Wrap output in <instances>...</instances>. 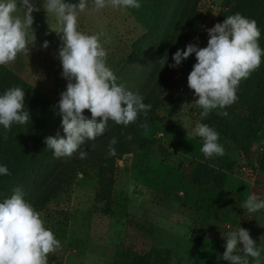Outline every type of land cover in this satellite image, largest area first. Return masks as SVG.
Listing matches in <instances>:
<instances>
[{
    "label": "rangeland",
    "instance_id": "obj_1",
    "mask_svg": "<svg viewBox=\"0 0 264 264\" xmlns=\"http://www.w3.org/2000/svg\"><path fill=\"white\" fill-rule=\"evenodd\" d=\"M237 1L244 2L175 0L178 10L167 21L162 18L161 0H140L139 8L128 9L110 4L100 10L88 6L79 13L80 31L102 33L99 38L106 50V65L116 76V82L141 94L151 109L146 115L138 114L127 126L109 120L101 136L86 141L78 149V152H87L84 159L79 158L78 152L58 158L47 150L48 165L41 177L34 178L32 185V179L28 181L30 174L25 171L18 184L7 190L5 197L19 186L24 199L35 210L40 207L35 195L42 198L39 213L44 226L60 242L48 254L47 264H122L127 217L134 228L139 227L138 220L153 226L155 247H165L171 252L168 264H177V259L208 264L196 258L195 246L191 248L182 238L183 234H189L188 227L197 222V217L190 211L182 213L179 204L182 206V201H186L187 207L199 208L208 199L225 194L226 187L220 183L224 174L213 169L202 174L201 161L213 166L219 162L220 167L233 164L238 170L241 165L245 166L244 159L249 161V166H258L263 159L264 56L260 65L239 83L235 102L224 109L211 110L204 118L200 117L198 106L189 105L195 100L193 90L187 86V76L196 62L194 54L175 68L168 65L173 63L172 54L178 48L183 50L189 43L205 47L206 30L235 14ZM256 1L258 5L261 0ZM262 3L260 21L256 17L254 20L260 30L258 44L264 49V0ZM34 7L37 10L32 13L33 44L3 66L59 111L57 103L67 84L61 76L58 58L62 41L56 32L61 24L53 13L44 10L42 0H34ZM256 12L253 10L246 17L251 19ZM45 40L47 48L42 47ZM165 54L167 62L163 66ZM84 114L91 115L87 109ZM198 121L219 133L218 142L224 148L222 156L205 158L201 153L203 141L192 131ZM113 137L116 138L115 155H109L108 144ZM238 151L239 158L235 155ZM54 167L66 171L57 189L50 181ZM68 169L72 170L68 172ZM1 193L3 185L0 184ZM193 230L198 232L197 227ZM209 231L205 233L214 252L216 237ZM221 249L223 254L224 246ZM142 251L132 245L124 253L125 262ZM162 256L169 257L167 253ZM150 258L153 260L154 256ZM136 259L135 264L139 263Z\"/></svg>",
    "mask_w": 264,
    "mask_h": 264
},
{
    "label": "clouds",
    "instance_id": "obj_2",
    "mask_svg": "<svg viewBox=\"0 0 264 264\" xmlns=\"http://www.w3.org/2000/svg\"><path fill=\"white\" fill-rule=\"evenodd\" d=\"M119 8H139L140 0H42L47 13H53L61 24L58 34L62 45L58 58L61 76L67 80L57 103L60 127L45 138L46 148L54 157H71L82 144L101 136L109 120L127 126L138 114L146 115L151 104L144 97L116 82V76L106 65V50L100 42L102 33L85 34L78 29L77 18L88 6L96 10L106 5ZM19 5V7H18ZM37 9L34 0H0V65L14 61L17 54L33 44L32 13ZM22 12V15H17ZM207 44L198 47L189 43L183 50L172 54L175 68L194 54L196 62L187 76V86L193 90V103L201 111V118L213 109H224L237 99L236 90L241 80L261 63L264 49L258 44L260 30L254 19L239 12L224 17L222 22L207 30ZM42 47H48L44 41ZM166 56V60H164ZM161 59L163 66L167 54ZM25 91L19 86L9 87L0 93V127L8 130L12 124L23 125L30 121L25 107ZM87 109L90 117L84 114ZM227 115V112L220 113ZM193 134L202 139L200 151L205 158L222 156L223 146L218 142L219 133L209 125L196 122ZM116 138L108 144V154L115 155ZM87 152L80 150L84 159ZM6 165L0 164V176L9 175ZM243 208L248 213L264 210V199L250 193ZM222 259L228 264H260L261 249L250 237L249 231L240 227L226 233ZM60 246L51 229L44 226L40 213L24 199L17 186L12 194L0 200V264H47L48 254ZM243 253V255L238 254Z\"/></svg>",
    "mask_w": 264,
    "mask_h": 264
},
{
    "label": "crops",
    "instance_id": "obj_3",
    "mask_svg": "<svg viewBox=\"0 0 264 264\" xmlns=\"http://www.w3.org/2000/svg\"><path fill=\"white\" fill-rule=\"evenodd\" d=\"M225 154L227 155L228 152L225 151ZM235 155L239 158V151ZM244 161L245 166L241 165L238 170H236L233 164L229 165L226 163L223 165L224 168L220 167L219 162L213 166L209 162L201 161L200 169L203 171L202 174L204 171L210 169L224 174L223 180L220 183L226 187L225 194L208 199L206 204L203 203L204 206L199 208L187 207L186 201H182V206L181 203L179 204V209L182 213L187 214L190 211L197 217V222L192 223V227H188L189 234H183L182 238L191 248L195 246L193 249L194 255L205 263L209 264L211 261H216L217 264H228L227 261L221 258V247L224 246L225 242L224 237H226V233L236 230L240 226L249 231L250 237L260 247V264H264V210L248 213L243 208L244 201L250 193H255L258 198L264 199V173L258 169L256 164L249 166L247 161ZM227 200L230 202H227ZM126 220L123 252L126 253L134 244L137 245L138 249L143 251L137 252L131 257L132 259L129 262H125V254L123 253L122 264H131L133 258L148 254L154 256V259L152 258L153 260H150L149 264H156V261L159 259L162 260L161 264H168L171 252L165 247H155V241L152 239L151 234L153 232V226L143 220H138L139 227L134 228L131 226L132 223L128 217ZM229 221H233V224H229ZM196 227L198 228V232L195 231L196 234H194L193 229ZM206 231L213 232L214 237H216L215 242L217 247H215L214 252L210 249L208 239L210 237L206 235ZM75 252L73 250V253ZM164 253H167L169 257H161V254ZM238 254L243 255V253ZM249 261L252 264V258H249ZM176 262L177 264H191L190 262H183L181 259H177Z\"/></svg>",
    "mask_w": 264,
    "mask_h": 264
},
{
    "label": "trees",
    "instance_id": "obj_4",
    "mask_svg": "<svg viewBox=\"0 0 264 264\" xmlns=\"http://www.w3.org/2000/svg\"><path fill=\"white\" fill-rule=\"evenodd\" d=\"M66 2L76 3V0H66ZM256 2V0H244L243 3L237 1L236 13L239 12L246 17L248 13L252 14L253 10H258L256 16L251 15V19L256 17L260 21L259 15L262 11L263 3L262 0L258 5ZM159 4L162 10L164 9L163 20H171V16L178 10L175 0H161ZM170 9L171 12L168 11ZM13 86H19L25 91L24 103L29 111L30 121L23 125L14 123L8 130L0 127V164L6 165L10 173L9 175L0 176V184L1 186L3 185V193L0 194V199L7 198L5 197L8 194L6 193L7 190L11 186L18 184L25 171L29 172L28 181L32 179V185L34 178L37 180L41 177L43 169L48 165L49 160L47 150L50 149L46 148L45 138L54 136L57 132L61 136L64 134L60 127L61 118L53 104L3 65H0V93ZM242 154L245 156L246 153L242 151ZM262 158L258 164V169L264 173V157ZM51 170L50 181L53 185L55 184V189H57L63 180L65 170L57 167ZM71 170L68 169L67 171L70 172ZM42 195L45 196L44 194ZM35 197L37 205L40 206L36 211L39 212L43 206L42 198H37L38 195H35ZM136 258L139 260L137 264H149L151 259L149 254L140 255V257H135L131 264H135Z\"/></svg>",
    "mask_w": 264,
    "mask_h": 264
}]
</instances>
